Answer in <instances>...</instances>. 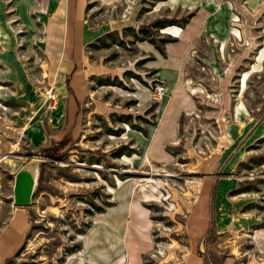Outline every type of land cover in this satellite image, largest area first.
Returning a JSON list of instances; mask_svg holds the SVG:
<instances>
[{
    "label": "rangeland",
    "instance_id": "obj_1",
    "mask_svg": "<svg viewBox=\"0 0 264 264\" xmlns=\"http://www.w3.org/2000/svg\"><path fill=\"white\" fill-rule=\"evenodd\" d=\"M67 2L0 0V225L36 168L4 264H85L84 230L126 194L152 222L145 264H264V0ZM184 32V64L160 65Z\"/></svg>",
    "mask_w": 264,
    "mask_h": 264
},
{
    "label": "crops",
    "instance_id": "obj_2",
    "mask_svg": "<svg viewBox=\"0 0 264 264\" xmlns=\"http://www.w3.org/2000/svg\"><path fill=\"white\" fill-rule=\"evenodd\" d=\"M186 34L184 32L180 38L171 34L169 39H162L161 43L155 47L161 54L158 58L160 65H165L166 61H171L177 70L184 64L182 50L187 37ZM173 42L181 44L180 51L175 52L170 47ZM64 90L66 89L64 88ZM63 96L65 97L66 117L70 109H75V102L73 108L69 109L72 96L68 91H65ZM65 117L62 129L57 134L62 133L67 126V117ZM133 204H138L145 214L142 213L138 220L134 219L130 222V207ZM10 212L9 217L0 225V264H4L19 249L23 242L24 233L29 227L27 211L21 205L13 206ZM194 218L198 219L196 222L200 225L204 223L200 217ZM191 224L194 225L195 223L192 222ZM82 236V241L79 244L81 252H77L85 264H145V255L149 253L153 243L152 222L149 219L148 210L143 207L142 203L136 197H130L126 194L119 197L114 204L106 206L105 210L97 212ZM155 247L161 249V246L157 244ZM163 249L169 252L168 258L173 256L174 252L170 248L165 247ZM152 254L150 253V255ZM153 257L158 258V256ZM179 264H205V262L202 255L193 250L184 253Z\"/></svg>",
    "mask_w": 264,
    "mask_h": 264
},
{
    "label": "water",
    "instance_id": "obj_3",
    "mask_svg": "<svg viewBox=\"0 0 264 264\" xmlns=\"http://www.w3.org/2000/svg\"><path fill=\"white\" fill-rule=\"evenodd\" d=\"M36 168L32 165H21L12 179V203L15 205L29 204L35 184Z\"/></svg>",
    "mask_w": 264,
    "mask_h": 264
},
{
    "label": "bare ground",
    "instance_id": "obj_4",
    "mask_svg": "<svg viewBox=\"0 0 264 264\" xmlns=\"http://www.w3.org/2000/svg\"><path fill=\"white\" fill-rule=\"evenodd\" d=\"M175 32H176V30H175ZM167 174H169V173H167ZM167 174H166V175H167ZM157 252L159 253L158 249H157ZM150 256H151V257H153V256H155V255H154V254H152V255H150Z\"/></svg>",
    "mask_w": 264,
    "mask_h": 264
},
{
    "label": "trees",
    "instance_id": "obj_5",
    "mask_svg": "<svg viewBox=\"0 0 264 264\" xmlns=\"http://www.w3.org/2000/svg\"><path fill=\"white\" fill-rule=\"evenodd\" d=\"M71 42H72V40H71ZM72 45H73V44H72ZM154 47H156V46H154ZM73 68H75V67H73ZM66 84H68V83H67V80H66Z\"/></svg>",
    "mask_w": 264,
    "mask_h": 264
}]
</instances>
